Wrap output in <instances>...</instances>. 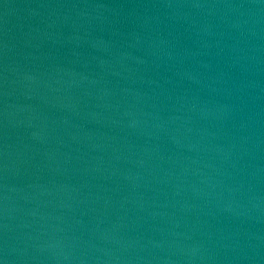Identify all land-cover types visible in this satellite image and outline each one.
Wrapping results in <instances>:
<instances>
[{
	"label": "water",
	"instance_id": "95a60500",
	"mask_svg": "<svg viewBox=\"0 0 264 264\" xmlns=\"http://www.w3.org/2000/svg\"><path fill=\"white\" fill-rule=\"evenodd\" d=\"M0 264H264V0H0Z\"/></svg>",
	"mask_w": 264,
	"mask_h": 264
}]
</instances>
